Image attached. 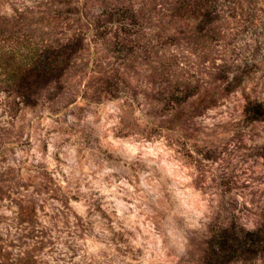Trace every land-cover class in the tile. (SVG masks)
Returning a JSON list of instances; mask_svg holds the SVG:
<instances>
[{
	"label": "rangeland",
	"instance_id": "obj_1",
	"mask_svg": "<svg viewBox=\"0 0 264 264\" xmlns=\"http://www.w3.org/2000/svg\"><path fill=\"white\" fill-rule=\"evenodd\" d=\"M0 29L73 49L0 92V264H264V0H0Z\"/></svg>",
	"mask_w": 264,
	"mask_h": 264
},
{
	"label": "trees",
	"instance_id": "obj_2",
	"mask_svg": "<svg viewBox=\"0 0 264 264\" xmlns=\"http://www.w3.org/2000/svg\"><path fill=\"white\" fill-rule=\"evenodd\" d=\"M24 11L19 12V17ZM33 37V33L26 30L3 33L0 29V92H14L27 101L38 85L60 74L73 52L45 40L36 44Z\"/></svg>",
	"mask_w": 264,
	"mask_h": 264
}]
</instances>
